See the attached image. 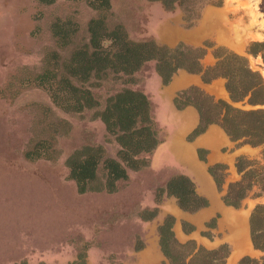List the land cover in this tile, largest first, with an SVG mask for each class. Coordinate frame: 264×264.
Instances as JSON below:
<instances>
[{"label":"rangeland","instance_id":"1","mask_svg":"<svg viewBox=\"0 0 264 264\" xmlns=\"http://www.w3.org/2000/svg\"><path fill=\"white\" fill-rule=\"evenodd\" d=\"M99 15L109 32L122 27L169 53L179 67L169 83L154 60L132 74L73 77ZM74 88L96 104L79 105L87 96ZM126 90L147 96L159 144L113 192L100 165L91 185L100 190L80 193L67 166L75 152L101 147L122 162L101 115ZM201 112L202 126L217 124L194 136ZM223 118L239 126L234 138ZM180 175L207 207L187 210L168 194ZM263 217L264 0H110L102 13L82 0H0V264H174L161 247L169 218L176 241L190 244L176 264H264Z\"/></svg>","mask_w":264,"mask_h":264},{"label":"trees","instance_id":"2","mask_svg":"<svg viewBox=\"0 0 264 264\" xmlns=\"http://www.w3.org/2000/svg\"><path fill=\"white\" fill-rule=\"evenodd\" d=\"M92 44L94 47L92 54L86 50H79L73 57L72 64L75 69L70 74L73 77L79 78L81 81L88 80L92 74L100 75L108 69H113L115 72L120 71L126 74H132L139 70L145 62L157 60L158 72L164 78L165 83H168L172 73L179 69V67H171V61L169 59H172V57L168 55L169 53L158 48L153 42L141 44L124 42L120 50L113 56L106 54L101 49V43L95 34ZM164 66L173 72L168 74L164 73ZM191 71L195 72L192 69ZM247 71L252 77L255 75L251 69ZM196 72H201V70L198 68ZM61 82L71 83L68 78L63 79ZM73 90L87 96V98L81 97V99L76 95L78 103L80 102L79 105H82L81 100L83 99L86 100L88 107H93L96 104L91 91H79L76 88ZM201 117L203 122L202 112ZM101 120L107 126L108 131L115 137L116 142L121 146L120 159L122 162L105 158L104 150L101 147H88L82 151L75 152L67 160V166L70 169V177L76 183L80 193H86L89 190H100L91 188V185L98 180V168L100 165H103V168L107 172L105 189L113 192L117 182L128 178V169L138 171L147 165V161L141 159L140 156L144 153H151L159 144L157 133L154 130L153 121L150 117L149 100L143 93L126 90L111 98L107 107L102 112ZM233 121L229 118H223L220 123L232 137L233 134L230 128L234 134L239 132V126L235 125ZM214 123L217 124V122L211 120L207 121L206 125H201V128L195 131V134L203 133L208 125ZM238 138H240L238 135L235 136V139ZM167 192L169 195L175 196L180 205L187 210H196L208 205V201L197 194L195 184L187 176L173 178L167 185ZM262 209L261 207L255 210L251 219L254 242H256L254 237L256 228L254 226L256 220L260 217V210L262 211ZM173 222V218L167 219L160 228V234L161 247L165 256L172 263L176 264L180 260L184 261L185 255L182 252L189 248L190 244L183 245L176 241L172 230ZM257 246L260 248L259 245ZM200 254L201 256L206 255V251L201 249ZM195 262L199 264L201 263V259L196 258Z\"/></svg>","mask_w":264,"mask_h":264},{"label":"flooded vegetation","instance_id":"3","mask_svg":"<svg viewBox=\"0 0 264 264\" xmlns=\"http://www.w3.org/2000/svg\"><path fill=\"white\" fill-rule=\"evenodd\" d=\"M82 1H85L86 3H88L90 5V7L96 11V12H99V13H102L106 10H109L110 8V0H82ZM165 5L168 7L170 6V4L168 2H165ZM100 16V15H99ZM62 27V26H60ZM60 29V28H59ZM89 30H90V33H91V47L94 51V47H93V44H92V41H93V38H94V34L97 35L100 43H101V46H102V50L106 52V54H110V55H114L118 50H120V48L123 46L124 42H132L128 39V36L127 34L123 31V28L122 27H117L115 30H113L112 32H109L107 27H106V23H105V20H104V16H100L99 18L97 19H93L91 20L90 22V25H89ZM68 35V34H66ZM66 35H64V31L61 32L60 34V38L62 37H65ZM69 38V37H67ZM110 43L109 45H105V43ZM132 43H135V42H132ZM149 43V42H147ZM151 43V42H150ZM138 44H141V43H138ZM110 49H113L110 50ZM87 52H89L88 49H86ZM78 52V51H77ZM90 54H92L93 52H89ZM150 61H153V60H150ZM150 61H147V62H150ZM154 61H157V60H154ZM158 62V61H157ZM146 63V62H145ZM144 63V64H145ZM143 64V65H144ZM142 65V66H143ZM141 66V67H142ZM140 67V69H141ZM139 69V70H140ZM138 71V70H137ZM135 71V72H137ZM178 71V70H176ZM176 71L174 73H172L171 77L176 73ZM124 73V72H123ZM201 73V72H200ZM159 74V72H158ZM159 77L162 78L164 84H168V83H165L164 81V78L159 74ZM171 79V78H170ZM145 95V94H144ZM147 97V96H146ZM56 98H54V101H55ZM60 104V102H59ZM62 106V105H61ZM150 106V105H149ZM201 116V114H200ZM201 125H202V117H201V123L199 125V127L196 129L198 130L199 128H201ZM213 124H210L207 126L206 130L203 132V133H200L198 135L195 134V131H194V136H201L203 134H205L208 129L212 126ZM155 130V129H154ZM231 137V136H230ZM231 139L233 141H235L232 137ZM203 151V150H201ZM206 151V150H205ZM203 151V152H205ZM180 176H185V175H180ZM179 177V176H178ZM188 177V176H187ZM197 192V191H196ZM198 194V193H197ZM199 195V194H198ZM200 196V195H199ZM201 197V196H200ZM204 198V197H202ZM206 199V198H205ZM207 200V199H206ZM208 201V200H207ZM208 206V205H207ZM206 206V207H207Z\"/></svg>","mask_w":264,"mask_h":264},{"label":"crops","instance_id":"4","mask_svg":"<svg viewBox=\"0 0 264 264\" xmlns=\"http://www.w3.org/2000/svg\"><path fill=\"white\" fill-rule=\"evenodd\" d=\"M204 142V140H201V142L200 143H203Z\"/></svg>","mask_w":264,"mask_h":264}]
</instances>
